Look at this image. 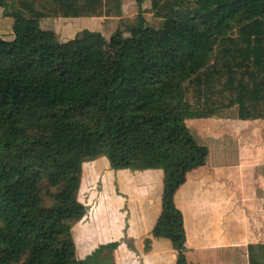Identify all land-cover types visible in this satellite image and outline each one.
I'll use <instances>...</instances> for the list:
<instances>
[{"label": "trees", "instance_id": "1", "mask_svg": "<svg viewBox=\"0 0 264 264\" xmlns=\"http://www.w3.org/2000/svg\"><path fill=\"white\" fill-rule=\"evenodd\" d=\"M144 1L108 40L83 30L61 44L17 24L11 41L0 36V264H113L116 243L80 261L72 238L85 215L82 165L101 156L113 170L163 171L152 236L188 264L174 195L207 150L185 121L231 110L264 121V0H149L160 30ZM0 9L15 22L123 16L121 0H0Z\"/></svg>", "mask_w": 264, "mask_h": 264}, {"label": "crops", "instance_id": "2", "mask_svg": "<svg viewBox=\"0 0 264 264\" xmlns=\"http://www.w3.org/2000/svg\"><path fill=\"white\" fill-rule=\"evenodd\" d=\"M121 3L122 18L92 19L98 23L88 31L98 32L103 24L110 37L122 23H132L136 0ZM141 10L147 23H162L149 13V0ZM185 125L196 145L207 150L204 165L188 172L174 195L186 262L264 264V121L222 115ZM163 181L162 170H113L104 156L83 163L77 200L85 215L72 227L76 259L116 243L113 264H176L172 243L152 236L162 213Z\"/></svg>", "mask_w": 264, "mask_h": 264}, {"label": "rangeland", "instance_id": "3", "mask_svg": "<svg viewBox=\"0 0 264 264\" xmlns=\"http://www.w3.org/2000/svg\"><path fill=\"white\" fill-rule=\"evenodd\" d=\"M0 9V36L2 37L3 40L5 41H11L14 37L13 29L15 25L17 24V27L19 28H32V27H37L40 28L41 30L44 31H51L54 33L56 39L58 40L59 43L61 44H66L71 41H73L76 37L77 34L80 33L79 28L77 30L78 25L82 26L81 28L83 30H88V29H93L94 26L98 23V21H94L92 19H82V22H55L54 20H43L39 22L35 21H22V22H15V20L10 19V18H3L2 13ZM139 12V8H138ZM144 17V16H143ZM134 22V21H133ZM150 27L154 28L155 30H160L162 27V23L158 22H153L151 20V23H147ZM126 25H131L129 22L122 23L121 26L118 29H123V27H127ZM84 27V28H83ZM106 27V26H105ZM77 30V31H76ZM100 31L99 33L104 34L105 38L108 39V27H106V31L103 30V24L100 26ZM90 31V30H89ZM124 37L128 39H133L131 38L130 34H125ZM234 109V108H233ZM226 116H234L235 115V110H231L229 112H226ZM106 264H111L106 262Z\"/></svg>", "mask_w": 264, "mask_h": 264}]
</instances>
